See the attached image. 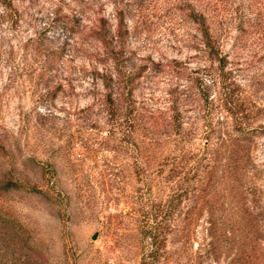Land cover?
Returning a JSON list of instances; mask_svg holds the SVG:
<instances>
[{
  "label": "rangeland",
  "instance_id": "374dc122",
  "mask_svg": "<svg viewBox=\"0 0 264 264\" xmlns=\"http://www.w3.org/2000/svg\"><path fill=\"white\" fill-rule=\"evenodd\" d=\"M0 264H264V0H0Z\"/></svg>",
  "mask_w": 264,
  "mask_h": 264
}]
</instances>
